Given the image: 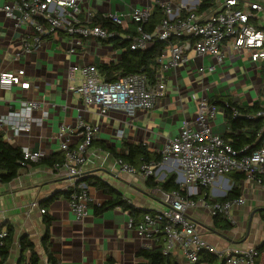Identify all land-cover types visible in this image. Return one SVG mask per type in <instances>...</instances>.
<instances>
[{
  "label": "crops",
  "instance_id": "0c3cea01",
  "mask_svg": "<svg viewBox=\"0 0 264 264\" xmlns=\"http://www.w3.org/2000/svg\"><path fill=\"white\" fill-rule=\"evenodd\" d=\"M10 1L0 0V6ZM178 1L169 0L174 5ZM161 3V0H83L79 18L84 22L88 11L92 13V18L96 15L101 17L106 13L127 16L134 9H147L151 14L155 7L160 8ZM11 21L6 20L0 11V73L25 70L22 81L28 82L29 88L21 90L13 86L9 91L0 89V116L10 112L18 113L21 110V102L24 101H37L41 104V110L31 112L33 121L29 132L14 136L9 126L3 125V140L21 150L26 148L32 152H42L43 157L19 169L12 181L0 182V229L6 232L9 228L12 231V244L2 264H27L30 252L21 253L22 238L32 244L39 264H50L43 247L46 233L48 253L53 256L56 264L144 263L138 255L139 252L150 250L155 245L148 249L146 246L149 242L140 240L135 230L128 227V222L132 219L121 207L116 206L102 213H95V207L111 200L101 190L87 187L90 200L87 216L81 221L75 219L69 206V197L65 194L72 193L80 184L75 185L71 179L54 171L55 164L49 166L42 163V160L53 155L62 156L58 131L63 126L73 130L67 144L74 149L83 140L81 131L77 129L78 116L85 125L97 127L98 132L86 151L84 164L81 165V179L98 178L120 193L122 200L128 205L142 212L164 210L170 193H162L158 186L146 187L147 178L138 174L120 172L118 159H115L113 154L126 152L129 145H143L150 153L160 155L162 149L178 134L181 123L184 120H195L199 99H208L216 106L217 114L211 127L223 138L226 134L224 103L230 102L241 108L258 103L261 107L259 111L264 110V77L260 73L262 62L259 66L251 63L247 52L240 54V59L233 61L228 49L223 61L225 67L222 68L223 63L218 66L213 58L198 57L190 51L186 53L187 63L180 67V75L183 74L185 79L193 78L197 84L201 82V86L212 79L221 87L220 81H224L223 93H210L204 98V87L200 86L197 90L201 93L199 98L169 93L158 99L152 110H139L133 116L115 111L100 116L94 107L85 109L78 95L66 93L65 89L72 86L67 79V69L71 65H92L98 71L100 65L117 62L121 49L114 48V43L107 42L108 39H90L74 45V53L69 55L70 41H75V38H69L60 31L53 37L44 38L36 52L27 54L28 58L24 61L26 69L16 67L14 63L20 61L23 56L19 54L22 37H30L33 32L28 27L19 28V32V29L12 26ZM124 24L132 25L129 22ZM259 27L264 31V23H260ZM123 36L130 35L121 34V38L116 39L124 40ZM209 64L216 67L214 73L196 75L197 67ZM157 70L158 67L156 73ZM254 73L262 78L261 84H249ZM246 74L249 82L244 78ZM164 75L166 84L169 75ZM172 75L171 83L177 84L178 73L175 69ZM74 80L73 85L79 82L77 74ZM246 83L252 86L253 98L250 94L248 96V91L242 90ZM189 84H186V88L192 89V84L191 88ZM198 92L194 91V94ZM261 94L263 96L260 97ZM42 113L47 114L46 119L41 120ZM247 132L242 129L236 133ZM170 164L167 162L158 169V176L154 177L155 183H163L174 174ZM239 189V197L245 202L241 206L232 207L230 211V217L235 224H230L222 217V223L214 224L215 218H211L201 208H195L189 213L198 224L204 241L218 253L228 246L255 249L264 242V223L260 215L264 212V187L244 179L239 183ZM208 193L209 190H203L200 195L190 198L198 201ZM31 205L35 207L32 208ZM42 209L45 211L43 214L40 213ZM140 219L142 218H139V221ZM224 224L227 225L226 228L222 227ZM169 258L173 264H186L179 251L172 253ZM257 263L264 264V252L259 254Z\"/></svg>",
  "mask_w": 264,
  "mask_h": 264
},
{
  "label": "built area",
  "instance_id": "2783aa9c",
  "mask_svg": "<svg viewBox=\"0 0 264 264\" xmlns=\"http://www.w3.org/2000/svg\"><path fill=\"white\" fill-rule=\"evenodd\" d=\"M82 2L83 0H11L10 3L2 4L0 11L13 21L15 29L28 27L33 32L30 37H22L20 55L36 52L44 38L53 37L60 31L69 38H75V41H70L69 55L74 53V45L86 40L121 38L117 31L108 32L101 27L91 26L90 11L85 14L82 22L79 18ZM200 4V0H179L176 5L171 2L161 3L163 17L152 35L142 32V25L150 17L147 9H134L127 16L119 13L102 14L103 20L116 26L125 22L138 24V36H123L124 40L130 41L129 48L132 51L145 50L153 39L165 41L175 37L182 41L167 47L156 59L158 70L153 80L140 72L107 82L92 65L69 66V82L75 81L76 72L81 75V81L73 88V92L79 95L84 108L94 107L100 116L111 111L133 116L139 110H152L157 100L165 94L164 73L170 68L186 64V53L190 51L198 57L213 58L218 66L225 60L228 49L239 55L247 52L249 61L258 66L264 61V31L259 27L260 23H264V0H212L211 6L202 10H199ZM215 68L212 64L199 66L195 73L198 76L211 75ZM24 76L23 69L1 72L0 89L9 91L13 86H19L21 90L28 89L29 83L22 81ZM65 91L68 93L69 89ZM224 108H230L233 117L238 115L228 103L223 104ZM33 110H41V104L37 101L21 102L18 113L10 112L0 116V131L3 125H7L14 136L29 132ZM216 114V106L210 100L199 99L195 120H184L181 123L178 134L160 152L162 159L159 163L142 164L135 169L118 160L120 172L138 174L142 178H157L158 169L167 162L171 163L175 183L187 193L182 196L178 191L171 192L164 210L144 214L135 225L130 220L128 227L136 231L140 240L149 242L146 246L148 249L159 244L165 258L179 251L186 264H258L259 253L254 248L228 246L220 253L216 252L204 241L198 224L189 215L195 208H201L211 218L222 217L230 224H235L230 211L232 207L241 206L245 201L240 197L226 202L217 200L224 197L232 187L227 178L230 173H244L246 181L264 187L261 182L264 177V141L249 154V146L235 150L206 124L207 118L214 120ZM245 117L262 120V128L257 133V138H260L264 134V110ZM46 118L47 114L42 113L41 120ZM77 129L81 131L83 140L74 149L67 144L73 130L63 126L58 131L59 149L64 159L61 164L53 166L54 171L68 177L75 185L81 180V165L84 164L86 151L98 132L97 127L85 125L79 116ZM21 152V166L35 163L43 157L42 152H32L26 148ZM203 190H209L204 198L198 201L190 198L200 195ZM68 201L75 219L83 220L87 216L90 202L87 187L80 184L79 188L70 193ZM44 212L43 209L40 210L41 214ZM6 235L5 231H0V248ZM204 252L216 257L217 261L201 262L200 254Z\"/></svg>",
  "mask_w": 264,
  "mask_h": 264
},
{
  "label": "trees",
  "instance_id": "16d2710c",
  "mask_svg": "<svg viewBox=\"0 0 264 264\" xmlns=\"http://www.w3.org/2000/svg\"><path fill=\"white\" fill-rule=\"evenodd\" d=\"M199 10L205 9L209 7L212 3V0H200ZM162 10L159 7H155L150 14L148 21L142 25V32L146 35H152L156 26L159 24L162 19ZM91 26H98L102 29L113 32L117 31L124 35L130 36H138L136 31L138 24L132 23V25H121L116 26L111 24L110 22L103 20L100 16H94L89 23ZM182 41L181 38L171 37L167 40L154 39L151 41L150 45L145 50H130V41L129 40H121V39H113L110 38L107 42L114 43V48H120L121 54L120 59L117 62H110L108 64L100 65L98 67V73L103 78L104 81L113 82L118 78L130 74L143 72L146 76L153 80L156 75L157 63L156 59L160 56L162 51H164L167 47L171 45L178 44ZM260 73L264 77V61L260 66ZM230 107H233L234 110L237 111L238 115L233 117L232 110L230 108L224 109L225 114V125H226V134L223 136V139L227 141L235 150L241 149L245 145H249L248 154L259 147V145L264 141V134L257 138V133L262 128V120L257 119H246V115H254L257 111L261 109L258 103H254L249 107H238L235 104L228 102ZM246 130L247 133H236L238 130ZM53 155L42 160V163L52 166L56 163H62L64 156ZM115 159H118L122 163L128 164L132 167H140L142 164H157L161 161L162 157L159 154L150 153L145 146L143 145H129L126 148V152H121L118 154H113ZM22 162V152L21 149L10 145L3 140V133L0 131V182L8 183L12 181L18 173V170L24 166H21ZM229 181L232 183L231 189L227 192V194L223 198L217 199L218 202H226L230 200L237 199L240 196L239 183L245 179L244 173H230L227 175ZM154 177H149L146 179V187L154 188L156 186L164 194H169L172 191H178L179 194L186 195L184 190H181L179 186L175 183V175L172 174L163 183H155ZM262 185H264V177L261 179ZM84 184L85 187H94L98 190H101L105 195L109 196L111 200L100 207H95V213L99 214L108 209H113L116 206L121 207L124 211H127L130 218L133 221V224L139 221V218H142L143 215L147 212H142L138 209L133 208L128 205L124 200H122V196L116 190L111 188L106 183L102 182L96 177H85L79 181V184ZM70 192H67L65 196L69 197ZM261 219L264 223V212L260 213ZM141 220V219H140ZM48 223V222H47ZM222 223L220 217L214 219V224ZM226 228L227 225L224 224L222 226ZM0 231H2L0 229ZM6 237L4 239V244L0 248V264L3 263L7 254L9 253V249L12 244V231L7 228L6 229ZM43 247L47 254V259L50 264H56L53 256L48 253V234L46 233L43 238ZM21 253L25 251L30 252V256L27 264H39V260L37 255L32 250V244L27 241V239L22 238L20 241ZM256 251L260 254L264 252V242L261 243L258 247L255 248ZM143 260L142 264H162L164 262H168L173 264L170 258H165L161 254L160 245H155L150 250H141L138 254ZM23 260V258H21ZM201 262H209L215 263L217 258L207 254H200ZM22 262V261H21Z\"/></svg>",
  "mask_w": 264,
  "mask_h": 264
},
{
  "label": "rangeland",
  "instance_id": "374dc122",
  "mask_svg": "<svg viewBox=\"0 0 264 264\" xmlns=\"http://www.w3.org/2000/svg\"><path fill=\"white\" fill-rule=\"evenodd\" d=\"M161 2L162 3H166V2H169V0H161ZM3 17L6 19V20H8V21H11L10 19H8V18H6L5 16H4V14H3ZM11 23H12V26H13V21H11ZM19 32H20V29L18 30ZM150 45V43H148L147 44V46H149ZM192 52V51H191ZM228 54H230V58H231V60H238V59H240L239 58V54L237 53V52H235V51H230L229 50V52H228ZM30 56V55H29ZM26 58H28V55L27 54H24L21 58H20V61H18V62H15L14 64H15V66L17 67V66H21V68H25L26 69V65L24 64V61H25V59ZM87 59H88V57H87ZM23 62V63H22ZM213 64H214V62H213ZM224 64L225 63H223L222 64V68H224L225 66H224ZM184 65V64H183ZM183 65H179V66H176L175 67V71H177V73H178V80H177V84H172L171 82H172V80H173V75H172V73H173V71H174V69L173 68H170V70L169 71H167L165 74H166V76H167V74L169 75V81L166 83V90H165V95H167V94H169V93H172V94H176V93H179V96H184V95H188L189 97H196V98H199L200 96H201V93L200 92H198L197 90H199V88H200V86L202 85V83L200 82V84H197L195 81H193L192 79L193 78H186L185 79V77L183 76V74H181L180 75V72H181V68L180 67H183ZM185 66V65H184ZM75 74H77L78 76H79V78H80V80H79V82L78 83H75V85H73L74 84V82H69L70 84H72V86H70V87H67L68 89H69V92L68 93H70V94H75L74 92H73V88L74 87H76L79 83H80V81H81V75H80V73L79 72H76ZM244 78H245V80H247V74L246 75H244ZM191 82V84H192V89H189L188 87L186 88V84H189ZM221 82V87H219L218 86V83H216L214 80H212V79H209V81L207 82V83H205L203 86H201V88L202 87H204L203 89H204V91L202 92L203 94V97L204 98H207L209 95H210V93H215V94H221V93H223V90H224V86H225V82L224 81H220ZM220 82H219V84H220ZM246 82H249L248 80L246 81ZM259 83V84H261V82H262V78L258 75V74H256V73H254L253 74V79L250 81V83L249 84H253V83ZM191 84H189V86L191 85ZM249 84H247L246 83V85L242 88V90H244V91H248L249 93H248V96H249V94H250V96L253 98V89H252V86H250ZM172 86H173V88H172ZM15 87H18L19 88V86H15ZM66 88V89H67ZM190 88H191V86H190ZM20 89V88H19ZM65 89V90H66ZM178 89V90H177ZM167 91V92H166ZM194 91H196V92H198V93H196V94H194ZM64 94V93H63ZM77 95V94H76ZM79 96V95H78ZM261 96H263L262 94L260 95V97ZM25 98H27V97H25ZM195 117L197 116V113H195V115H194ZM214 122H213V120H210V119H208L207 118V120H206V124H208L209 126H212V124H213ZM230 184L228 183V186H229ZM136 232V231H135ZM151 243V242H150Z\"/></svg>",
  "mask_w": 264,
  "mask_h": 264
},
{
  "label": "water",
  "instance_id": "95a60500",
  "mask_svg": "<svg viewBox=\"0 0 264 264\" xmlns=\"http://www.w3.org/2000/svg\"><path fill=\"white\" fill-rule=\"evenodd\" d=\"M166 201H167V199H166Z\"/></svg>",
  "mask_w": 264,
  "mask_h": 264
}]
</instances>
